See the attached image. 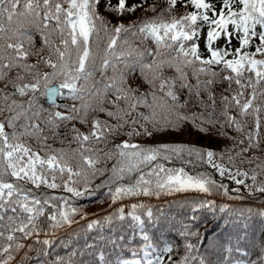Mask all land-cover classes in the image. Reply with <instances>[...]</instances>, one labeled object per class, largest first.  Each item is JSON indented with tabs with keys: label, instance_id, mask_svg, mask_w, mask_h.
<instances>
[{
	"label": "snow or ice",
	"instance_id": "1",
	"mask_svg": "<svg viewBox=\"0 0 264 264\" xmlns=\"http://www.w3.org/2000/svg\"><path fill=\"white\" fill-rule=\"evenodd\" d=\"M102 7L117 14L115 22L102 14ZM137 9L152 15L124 19ZM36 34L42 43L33 51ZM32 57L36 60L30 63ZM42 97L49 107L40 103ZM58 98L72 103H58ZM72 122L89 130L82 132ZM192 130L229 139L232 148L218 154L163 139ZM121 136L127 139L116 143ZM134 137L151 142L133 143ZM237 159L255 167L241 170ZM109 161H114L110 168L99 167ZM175 161L181 166H168ZM261 175L264 0H117L116 5L111 0H0V264H26L51 255L52 240L40 237L71 228L78 223L76 216L87 219L70 197L107 188L115 205L127 198L189 191L210 195L224 189L227 194L225 179L237 185L234 192L243 188L251 195L264 194ZM105 176L95 189L90 187ZM126 207L127 212L122 204L104 221L113 231L133 235L126 248L117 245L123 235L110 243L142 256L118 258V264H190L188 253L197 247L192 243L184 244L180 260L170 244L162 249L166 257L150 258L160 249L148 228L168 223L162 208L154 212L139 201ZM212 208L211 200H202L192 213ZM99 223L93 219L87 228ZM184 228L181 236L199 235ZM137 234L141 242L132 247ZM36 244L43 247L34 258L29 252ZM75 255H56L41 264H73ZM255 256L235 262L226 257L225 264H264V242ZM97 258L107 264L103 252Z\"/></svg>",
	"mask_w": 264,
	"mask_h": 264
},
{
	"label": "trees",
	"instance_id": "2",
	"mask_svg": "<svg viewBox=\"0 0 264 264\" xmlns=\"http://www.w3.org/2000/svg\"><path fill=\"white\" fill-rule=\"evenodd\" d=\"M157 2V0H148V4ZM117 1L112 0L111 4L116 5ZM147 7V4L145 5ZM101 12L108 19L112 17L113 22H115L116 13L106 12L104 8H101ZM144 15H152L151 13H144L143 9H137L133 14H124V19L126 21H132L138 19ZM35 47L33 51L41 46V37L39 34L34 36ZM135 46V45H133ZM27 47V45H25ZM41 55L46 56L47 52L41 53ZM36 57H32L29 62H35ZM42 71H51L48 68H41ZM111 74V73H109ZM143 90V89H142ZM65 92L67 90H64ZM58 103H68L71 104V100H60L57 99ZM40 103L44 107H49L48 104L44 102L43 97L40 99ZM62 110V109H61ZM101 119H107V117L101 114ZM91 119V117L89 118ZM76 127L82 132H87L89 126L81 125L77 122ZM71 127V124L69 125ZM63 129V126H62ZM230 136H235L236 133L232 129H224ZM64 131H61V137L64 136ZM127 139L126 136H121L116 143L120 140ZM165 141H184L189 144H195L198 147L207 148L219 153H225L232 148V142L229 139L219 137L217 135H203L194 130L185 132L184 134H172L170 136H165L163 138ZM133 143H149L145 139L141 141L139 137H134ZM67 142L64 146H66ZM111 144H109V147ZM54 147H62L60 144H55ZM71 147L75 148L76 145L72 144ZM98 147H103V145H98ZM238 150V149H237ZM234 155V153H232ZM259 155V153H257ZM227 162V155L224 156V161ZM114 161H109L107 165H99V167H111ZM237 166L241 170H250L255 165H250L247 163H240V160L236 161ZM168 166L180 167L181 162L175 161L169 163ZM190 172L194 171L191 165L187 166ZM197 170L203 171L204 168L200 167ZM210 171V169H209ZM235 171V169H233ZM105 177H98L92 184L91 188L95 189L96 185L100 183ZM216 179L219 180L220 177L217 175ZM258 179H264V175L258 177ZM225 184L228 186L227 194H225L224 189L214 190L212 194L205 196L203 194H187L182 196H175L170 198H162L160 200L153 199H140L133 202H143L150 205L154 212L162 208L168 217V223L162 224L159 228L153 229L148 228L150 237H152L154 244L160 249V251L150 254V258H154L156 255L167 256L168 254L163 253L162 249L165 244H170L173 247L172 255L176 260H180L186 253L184 249L185 243H192L197 247L188 253L190 257V264H200V260L203 259L205 264H225V258H229L233 262L237 260L247 261L249 259H255V253H258L261 248V243L264 242V217L260 216V212H264V194L256 193L251 195L246 189L241 188L237 193L232 191L237 185L233 182L225 179ZM247 183L251 184L252 181L249 179ZM41 191H48L50 194L54 195H65L70 194L64 193L62 189L48 190L41 189ZM108 189L101 188L96 190L92 194L76 198L70 197L71 202L78 206L81 211L86 214V216L92 215L96 212L104 211L110 207L111 200L108 196ZM202 200H211L213 203L212 209H200L195 214L192 213V207ZM225 206V211L220 212V207ZM115 207L111 211L98 215L91 218L90 220H85L79 224L62 231L58 234L52 236L40 237L43 239L52 240V246L50 248L51 255L48 257L40 256L39 259H33L26 262V264H41L42 261L54 260L56 255L67 258L71 253L76 252L75 256H72L73 264H105V262L98 260V256L101 252L105 255V261L107 264H118V258L122 259H139L140 256L133 257L126 250L121 251L120 247H114L110 243L111 239H117L120 235L125 237L124 242L117 239V245H123L125 248L127 245L128 237L133 235L131 230H117L113 231L106 226L104 217L106 215L115 213ZM128 210V209H127ZM126 210V212H127ZM195 215L196 219H191L190 217ZM143 218V217H142ZM77 221L81 220L80 216H76ZM96 219L100 223L89 230L87 225L91 220ZM130 222L129 219L124 221L125 225ZM188 226V231L197 232L198 236H181V231H184V226ZM66 228V227H64ZM57 229L58 231L64 229ZM139 235H136V241L131 246L135 247L140 243ZM87 245H92L91 248L86 247ZM42 245H34L33 251L29 252V256L36 257L37 249L42 248ZM240 248V252L235 251L236 248ZM245 253H247L245 255ZM23 253H21L22 255ZM194 257V259L192 258ZM19 258V257H18ZM167 264V261H164Z\"/></svg>",
	"mask_w": 264,
	"mask_h": 264
},
{
	"label": "rangeland",
	"instance_id": "3",
	"mask_svg": "<svg viewBox=\"0 0 264 264\" xmlns=\"http://www.w3.org/2000/svg\"><path fill=\"white\" fill-rule=\"evenodd\" d=\"M135 0H127L128 3H132ZM110 20H112V17L110 18ZM113 21V20H112ZM189 192H193V191H189ZM187 193V192H186Z\"/></svg>",
	"mask_w": 264,
	"mask_h": 264
}]
</instances>
